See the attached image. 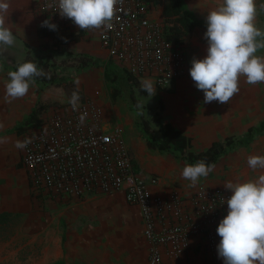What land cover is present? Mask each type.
Returning a JSON list of instances; mask_svg holds the SVG:
<instances>
[{"label":"crops","instance_id":"obj_1","mask_svg":"<svg viewBox=\"0 0 264 264\" xmlns=\"http://www.w3.org/2000/svg\"><path fill=\"white\" fill-rule=\"evenodd\" d=\"M258 1L262 2L254 0L255 6ZM24 3V10L27 11L29 0H24ZM182 5L196 23L206 25L207 14L223 6V0H182ZM43 22L42 17L35 18L26 13L7 14L5 23L15 40L11 46L0 44V264H87L92 262L94 255L97 258L100 255V262L104 264V228L101 224L68 221L66 216L73 212L83 215L105 205L122 209L133 217V221H129L128 215L126 221H119L118 225H134L137 228L142 244L140 250L135 246L139 252L135 256V264H150L140 210L126 202L124 193L111 196L95 194L78 201L67 196L53 197L39 193L31 187L28 173L21 162L23 148H18L17 142L24 143L28 130L36 129L45 118L66 107L71 98V95L59 93L55 82H41L33 78L35 82H30L29 91L24 97L11 102L5 99L8 73L28 62V56L41 58L42 45H48L49 40L53 39L40 34ZM253 23L264 33V19L259 16L257 8ZM206 30L207 27L198 26L184 35V49L190 66L194 58L203 59L207 55ZM19 33L37 36L39 40L35 46H31L30 42L19 38ZM81 42H70L66 48L69 50L73 43H78L73 51L82 52ZM46 50H49L47 46ZM260 52L264 54V49H257L255 54ZM18 53L22 55L20 60L2 55ZM159 95L164 105L162 114L165 122L192 139L194 152L205 151L213 143L227 137H241L250 127H258L264 121L263 116L258 122L249 116L246 111L249 102L243 100L242 103L239 95H233L227 104L217 101L205 103L203 92L196 88L190 75L170 89L162 90ZM254 102L255 105L259 104L257 100ZM263 106L262 100L260 108ZM137 139L130 138L128 141L127 137L135 168L146 179L153 176L159 178L160 186L154 188L153 192L169 195L178 190L189 196L200 186L225 189L229 181L234 184L256 182L264 176V168L258 167L252 171L234 163L225 167L226 158L233 152L248 149L264 137L222 157L195 186H190L191 182L182 178V170L188 165L185 160L172 153L150 150L146 142ZM201 247V240L193 239L180 258H167L164 264H208Z\"/></svg>","mask_w":264,"mask_h":264},{"label":"built area","instance_id":"obj_2","mask_svg":"<svg viewBox=\"0 0 264 264\" xmlns=\"http://www.w3.org/2000/svg\"><path fill=\"white\" fill-rule=\"evenodd\" d=\"M43 21L57 25L59 37L96 32L108 63L130 75L141 87L149 80L167 90L189 77L184 42L171 39L172 25L163 8L149 0H117L111 27L81 30L62 18L56 0H32ZM22 165L32 189L53 197L84 201L88 197L124 193L139 208L150 264L178 259L193 239L201 240L208 264H224L217 246L220 221L227 215L232 193L220 187L200 186L189 196L174 190L153 192L158 177L146 179L135 168L124 127L112 125L104 108L89 97L54 112L24 137Z\"/></svg>","mask_w":264,"mask_h":264},{"label":"clouds","instance_id":"obj_3","mask_svg":"<svg viewBox=\"0 0 264 264\" xmlns=\"http://www.w3.org/2000/svg\"><path fill=\"white\" fill-rule=\"evenodd\" d=\"M59 15L67 18L83 30L111 27L109 23L117 0H56ZM9 4L0 0V44L11 46L15 37L5 23ZM256 15L254 0H223V6L211 11L206 17L207 55L193 59L189 74L198 90L204 94V102L217 101L227 104L239 91L238 78L243 75L248 84L264 82V58L254 55L264 43L256 38L264 35L253 23ZM42 27L55 31L57 25L45 20ZM43 73L32 62L20 64L16 71L8 73L5 99L8 102L24 97L34 83V77ZM141 88L154 96L156 88L151 81H141ZM10 98V99H9ZM79 100L74 91L69 100L73 106ZM18 148L25 144L18 141ZM248 165L252 169L264 168V157L250 156ZM213 166L201 160L186 165L182 178L195 186L201 177H206ZM225 189L232 195L227 203V215L220 221L217 234L221 237L217 246L224 264H264V176L256 182H228Z\"/></svg>","mask_w":264,"mask_h":264},{"label":"rangeland","instance_id":"obj_4","mask_svg":"<svg viewBox=\"0 0 264 264\" xmlns=\"http://www.w3.org/2000/svg\"><path fill=\"white\" fill-rule=\"evenodd\" d=\"M8 4L9 11L7 14L9 15L26 13V15L31 17H41L38 13V7L32 0H29L30 6L27 11L24 10V0H8ZM256 8L259 16L264 19V0L262 2L258 1ZM18 36L20 39L23 38L25 41L30 42L31 46H35L39 40L37 36L32 37L29 34L19 33ZM260 37L264 38V35ZM81 43L82 52L73 51L78 43H73L74 45L72 44L69 50L62 41H54L53 39L49 40L48 45H46L49 50H46V46L42 45L40 56L43 61L47 62V67L50 69L49 74L54 73L56 77L55 86L57 91L71 96L76 91L79 96L77 103L93 97L104 108L108 121L112 125L124 127L128 141H130V138H138V141L146 142L137 121L141 118L147 121L150 126L156 128L152 117L159 111V101L161 100L159 93L162 90L156 89L155 95L151 96L148 93L141 94L138 87L135 86L132 92L137 101V108L133 109L123 92L125 90L128 91L129 88L124 85L121 96L116 101H113V86L104 77L105 63L108 64L107 52L99 42L98 34L93 32L87 40ZM2 55L11 57L14 60H20L22 57L20 53ZM255 55L264 58V54H261V52ZM77 56H88L92 60L88 65H83L80 62L74 63L73 58ZM24 57L25 54L23 55ZM109 67L111 69H119L117 64H109ZM238 88L239 91L234 95H239L242 103L243 100L248 101L246 111L249 116L253 117L256 122L261 121L264 117V106L260 108L262 100L264 101V82L248 84L247 78L241 75L238 78ZM256 100L259 101L258 105H255L254 101ZM250 156L264 157V139L248 149L236 153L233 152L226 158L225 167L234 163L238 167L256 171L257 168L252 169L248 165ZM128 215L132 218L131 220L129 217V221H133V217L129 213ZM128 215L122 209H112L105 205L98 210L83 215L73 212L66 218L68 221L101 224V227L104 228V264H135V256L139 253L135 246L140 250L142 244L140 234H138L134 225L128 227L118 225L119 221H126ZM87 264H101L100 255L99 258L94 255L92 262L90 261Z\"/></svg>","mask_w":264,"mask_h":264},{"label":"trees","instance_id":"obj_5","mask_svg":"<svg viewBox=\"0 0 264 264\" xmlns=\"http://www.w3.org/2000/svg\"><path fill=\"white\" fill-rule=\"evenodd\" d=\"M157 5H161L163 8V16L171 28V39L184 42V35L191 33L198 27H207L196 23L189 14L184 11L182 0H149ZM40 34L43 37L53 38L54 41H62L63 44L81 40V35H69L68 37H59L57 33L50 30L47 27H41ZM257 43H264V38H256ZM264 49V47L258 48ZM73 62H80L83 65H88L92 58L88 56H77L73 58ZM28 62L34 63L39 70H42V75L34 77V79L41 82L54 83L56 77L54 73L49 74V67L47 62L38 57H27ZM109 64L105 63L104 77L113 86L112 100L116 101L122 94L123 86L126 85L128 91H123L126 99L133 109L137 108V101L134 97L132 90L135 86L138 87L141 94L147 92L143 91L137 82L121 69H111ZM47 70V71H46ZM164 105L159 101V111L152 117L155 122L153 128L150 124L139 119L137 124L141 129V134L144 137L146 144L150 150H156L160 153H173L176 156L185 160L188 165L195 164L198 161H205L206 164L216 166L218 161L229 154L230 152L248 146L252 142L264 137V121L258 127H250L247 133L241 137H227L224 140H220L212 144L210 148L201 152H194L192 150V139L185 135L182 131L176 129L172 124L166 123L163 118ZM158 133V135H157Z\"/></svg>","mask_w":264,"mask_h":264}]
</instances>
